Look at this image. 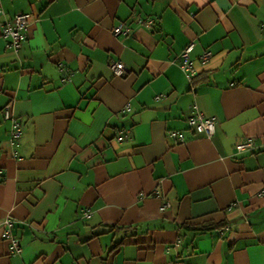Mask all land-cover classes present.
<instances>
[{"label":"crops","instance_id":"obj_1","mask_svg":"<svg viewBox=\"0 0 264 264\" xmlns=\"http://www.w3.org/2000/svg\"><path fill=\"white\" fill-rule=\"evenodd\" d=\"M0 8V264H264V0ZM19 12L32 16L15 51L2 28ZM197 111L211 136L189 125Z\"/></svg>","mask_w":264,"mask_h":264},{"label":"built area","instance_id":"obj_2","mask_svg":"<svg viewBox=\"0 0 264 264\" xmlns=\"http://www.w3.org/2000/svg\"><path fill=\"white\" fill-rule=\"evenodd\" d=\"M3 10L0 8V13ZM32 14L31 12H19L15 14L12 20L6 21L3 24L2 35L7 38V45L11 47L13 50L18 51L22 42L26 40L29 36L28 25L30 22ZM146 25H151L153 23V19H148L144 22ZM113 32L115 34H126L128 33V26L126 22H121L115 27H113ZM195 46L194 41L190 42L186 47L181 51V67L186 72L187 77L192 80L197 74V71L193 65V61L191 60L190 54ZM211 57V51L206 50L202 55L201 59L203 62H206ZM111 69L116 75H124L127 71L125 64L116 60L111 63ZM4 117L6 119L12 120V129L10 139L11 141H15L20 138L23 134L22 123L21 120L16 118L11 111V103L7 104L3 109ZM188 123L190 126L196 125L199 129L205 131L209 136H211L216 130V119L214 117L206 116L202 112L197 111L194 115H192L188 119ZM171 134L180 141L185 140V134L180 131H172ZM119 139H123V136L120 135ZM253 145L252 139L247 140L246 142H241L237 144V149L242 150L245 148H251ZM3 170L0 169V181L3 180ZM164 206H162V209ZM85 215H88V211H84ZM13 219L11 217H7L5 219V228L1 233V237L6 239L9 242V252L10 253H18L22 250V245L20 242V238L16 236L12 232ZM229 226H226L225 229H228Z\"/></svg>","mask_w":264,"mask_h":264}]
</instances>
